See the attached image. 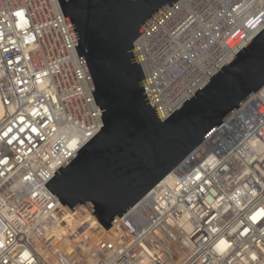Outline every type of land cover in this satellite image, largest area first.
I'll use <instances>...</instances> for the list:
<instances>
[{
    "label": "built area",
    "instance_id": "built-area-1",
    "mask_svg": "<svg viewBox=\"0 0 264 264\" xmlns=\"http://www.w3.org/2000/svg\"><path fill=\"white\" fill-rule=\"evenodd\" d=\"M180 1L135 43L163 120L245 44L165 107L191 73L177 72L264 12V0ZM170 16L174 30L146 35ZM0 99V264H264V86L109 228L45 185L103 126L59 0H0Z\"/></svg>",
    "mask_w": 264,
    "mask_h": 264
},
{
    "label": "water",
    "instance_id": "water-1",
    "mask_svg": "<svg viewBox=\"0 0 264 264\" xmlns=\"http://www.w3.org/2000/svg\"><path fill=\"white\" fill-rule=\"evenodd\" d=\"M178 0H59L103 126L45 185L106 227L264 86V27L166 119L138 60L140 35Z\"/></svg>",
    "mask_w": 264,
    "mask_h": 264
},
{
    "label": "bare ground",
    "instance_id": "bare-ground-1",
    "mask_svg": "<svg viewBox=\"0 0 264 264\" xmlns=\"http://www.w3.org/2000/svg\"><path fill=\"white\" fill-rule=\"evenodd\" d=\"M189 1L190 0H181L178 6H180L184 2L188 3ZM170 18L171 16L168 17V19L162 20L161 22H157L156 25L152 28L153 30H148L146 32V35L152 36L155 33L157 35L164 29L174 30L175 28L169 25ZM263 27L264 12H262L258 16L248 17L239 26L236 32L230 33L227 36L223 37L219 44L217 43L218 37L210 40L208 44L199 52L201 59L197 63L189 64L185 69H181L179 72H177L175 78H179L186 71H191V73L186 77L184 82L177 89V99L163 100V104L165 105V107H168L175 102L181 101L186 95L189 94L188 88L192 84L198 81L202 76L205 75V77H207L212 74L218 67H220L228 60L232 53H235L239 48L246 44ZM171 30H169V32H171ZM230 50H232L231 53L229 52ZM3 115L4 107L0 99V119L3 117ZM71 147L73 149H76L78 147V145H76V141L71 142ZM171 177L172 173L167 175L166 179H170ZM22 211L26 213L28 218H31L37 214V207L32 202L28 201L23 205Z\"/></svg>",
    "mask_w": 264,
    "mask_h": 264
}]
</instances>
